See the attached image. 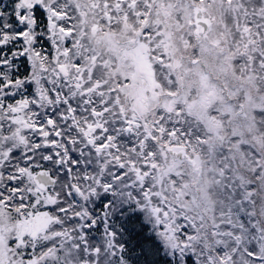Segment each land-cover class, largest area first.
I'll use <instances>...</instances> for the list:
<instances>
[{"label": "snow or ice", "instance_id": "6c2138e0", "mask_svg": "<svg viewBox=\"0 0 264 264\" xmlns=\"http://www.w3.org/2000/svg\"><path fill=\"white\" fill-rule=\"evenodd\" d=\"M0 264H264V0H0Z\"/></svg>", "mask_w": 264, "mask_h": 264}]
</instances>
